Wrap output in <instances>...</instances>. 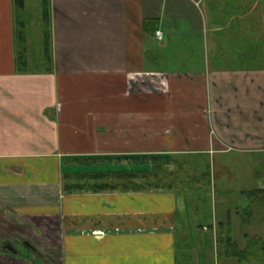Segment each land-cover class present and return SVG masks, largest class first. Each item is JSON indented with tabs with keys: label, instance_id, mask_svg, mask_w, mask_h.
Returning <instances> with one entry per match:
<instances>
[{
	"label": "crops",
	"instance_id": "0c3cea01",
	"mask_svg": "<svg viewBox=\"0 0 264 264\" xmlns=\"http://www.w3.org/2000/svg\"><path fill=\"white\" fill-rule=\"evenodd\" d=\"M28 1L0 0V248L17 241L49 261L65 254L66 264H174L187 215L177 194L141 192L139 174L151 170V157L185 165L210 154L221 117L209 121L198 103L216 105L222 75L187 76L166 58L165 7L180 18L181 3L42 0L47 64L44 37L28 40ZM146 21L157 22L154 35ZM214 135L217 149L238 143ZM0 263L24 261L4 250Z\"/></svg>",
	"mask_w": 264,
	"mask_h": 264
},
{
	"label": "rangeland",
	"instance_id": "374dc122",
	"mask_svg": "<svg viewBox=\"0 0 264 264\" xmlns=\"http://www.w3.org/2000/svg\"><path fill=\"white\" fill-rule=\"evenodd\" d=\"M32 1L27 3V27L30 31L27 35L30 36L28 40L40 43L43 31L48 26L43 17V1H38V6L37 2ZM164 1L182 5L178 10L180 18L170 16L174 9L168 6L163 15L166 20L162 27L169 37L165 42V53L166 58L171 59L172 68L185 70L187 76L194 74V71L205 75L209 72L222 75L214 82L215 88L212 89L216 105L198 103L206 116H210L209 121L212 120L211 114L217 113L221 117L219 126H212L211 152L202 158L193 156L183 161L186 171L196 178H201L204 171L210 169L211 187L203 190L190 185L188 192L176 193L188 223H184V231L179 226L175 234L174 264H239L225 258L224 248L219 243L221 233L218 225H226L228 219L231 220L233 241L242 251L247 246L246 237L261 240L264 244V208L257 207V218L250 226L244 225L240 214L248 204V201L241 199V192L264 190V143L259 141H264V0ZM158 14L160 12L156 10L155 16ZM21 26H18L19 33L23 30ZM21 39L19 36L20 52L23 45ZM30 47L34 52L35 46ZM214 132L220 137L226 138L228 135L230 140L237 135V145L233 150L227 149L226 145L223 149H217L219 137ZM247 138L250 140L248 143L239 142L247 141ZM258 141L260 147L254 145ZM167 168L176 171L174 166ZM96 232L76 233L88 238L94 237ZM163 232L168 233L167 228L157 231ZM157 233L139 232V235ZM102 234L111 236L119 232ZM13 245V249L20 252L15 257L21 258L24 264H66L65 254L60 257L59 263V258H56V262L52 258L49 261L39 251L40 257H37L21 242L14 241ZM3 249L4 246L0 252L4 253ZM260 259L262 262L259 264H264V257Z\"/></svg>",
	"mask_w": 264,
	"mask_h": 264
},
{
	"label": "trees",
	"instance_id": "16d2710c",
	"mask_svg": "<svg viewBox=\"0 0 264 264\" xmlns=\"http://www.w3.org/2000/svg\"><path fill=\"white\" fill-rule=\"evenodd\" d=\"M24 6L23 3L17 1V14L19 16L20 11L23 12ZM44 19L46 24L48 25V7L44 5ZM147 22V23H146ZM145 27L148 30V27L152 28V32L149 34L154 35L155 26L157 25L156 21H146ZM44 45H45V57L44 60L48 64L50 63V54H49V31L48 29H44ZM45 63V64H46ZM153 161V165L151 170L146 173H141L140 178L141 181H144L146 185H141L140 191H162L169 193H178V192H188L191 189L190 185L195 186L198 189H209L211 187L212 176L210 169H206L205 173L201 175V178H196L194 175L190 174L189 171H186V165L179 164L177 161H173V159L169 156H165L164 158L161 156L151 157ZM174 162V163H173ZM170 163L174 165L175 172L169 171L167 168ZM168 164V165H167ZM194 164L191 165L193 167ZM126 174L121 176L124 178ZM256 177V176H255ZM240 197L242 200L248 201V204L242 208L240 214L243 217V223L246 226H250L257 218L256 212L257 207L262 206L264 208V190H253L241 192ZM228 219L226 225L219 224L218 228L220 229V245L224 248V256L229 260L237 261L239 264H253V263H261V257H264V244L261 243V240L250 239L246 237L247 246L244 251L240 250V247L233 241V230H232V222ZM264 221V219H263ZM201 229V227H198ZM262 254V255H261Z\"/></svg>",
	"mask_w": 264,
	"mask_h": 264
},
{
	"label": "water",
	"instance_id": "95a60500",
	"mask_svg": "<svg viewBox=\"0 0 264 264\" xmlns=\"http://www.w3.org/2000/svg\"><path fill=\"white\" fill-rule=\"evenodd\" d=\"M5 251H7L8 253L10 254H13L14 256L15 255H18V252H16L14 249H13V246L11 245H7L5 248H4Z\"/></svg>",
	"mask_w": 264,
	"mask_h": 264
},
{
	"label": "built area",
	"instance_id": "2783aa9c",
	"mask_svg": "<svg viewBox=\"0 0 264 264\" xmlns=\"http://www.w3.org/2000/svg\"><path fill=\"white\" fill-rule=\"evenodd\" d=\"M155 38H156L158 41H162V40H163V34H161V32L158 31V32L155 33Z\"/></svg>",
	"mask_w": 264,
	"mask_h": 264
}]
</instances>
